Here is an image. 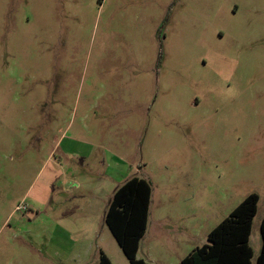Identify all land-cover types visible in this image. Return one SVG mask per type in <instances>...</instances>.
<instances>
[{
	"label": "rangeland",
	"instance_id": "rangeland-1",
	"mask_svg": "<svg viewBox=\"0 0 264 264\" xmlns=\"http://www.w3.org/2000/svg\"><path fill=\"white\" fill-rule=\"evenodd\" d=\"M152 187L138 259L264 217V0H0V264H130L105 223Z\"/></svg>",
	"mask_w": 264,
	"mask_h": 264
},
{
	"label": "trees",
	"instance_id": "trees-1",
	"mask_svg": "<svg viewBox=\"0 0 264 264\" xmlns=\"http://www.w3.org/2000/svg\"><path fill=\"white\" fill-rule=\"evenodd\" d=\"M152 191L147 180L134 176L117 187L105 213V223L130 264H148L137 255L148 229ZM259 201L257 193L249 195L210 232L208 243L196 248L180 264H253L250 240ZM260 229L262 248L256 264H264V217ZM99 264L113 263L101 251Z\"/></svg>",
	"mask_w": 264,
	"mask_h": 264
},
{
	"label": "crops",
	"instance_id": "crops-1",
	"mask_svg": "<svg viewBox=\"0 0 264 264\" xmlns=\"http://www.w3.org/2000/svg\"><path fill=\"white\" fill-rule=\"evenodd\" d=\"M117 189V187L115 188V190ZM115 190H114V192H115ZM114 192H113V194H114ZM113 196V195H112ZM111 199H112V197H111ZM110 202H111V200H110ZM110 204V203H109ZM109 206V205H108ZM151 207V206H150ZM106 213V212H105ZM150 216V215H149ZM104 220H105V217H104ZM149 223V222H148ZM148 230V229H147ZM1 232V231H0ZM262 248V247H261ZM260 254V253H259ZM259 256V255H258ZM257 260V259H256Z\"/></svg>",
	"mask_w": 264,
	"mask_h": 264
}]
</instances>
